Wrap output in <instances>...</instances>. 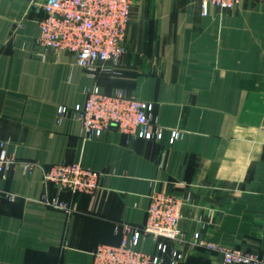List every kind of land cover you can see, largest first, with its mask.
I'll use <instances>...</instances> for the list:
<instances>
[{"label":"crops","instance_id":"crops-1","mask_svg":"<svg viewBox=\"0 0 264 264\" xmlns=\"http://www.w3.org/2000/svg\"><path fill=\"white\" fill-rule=\"evenodd\" d=\"M43 16L33 0H0V139L16 160L1 181L16 199L0 198V264H94L99 244L120 242L115 223L146 224L154 189L182 199L183 237L149 234L140 251L160 254L162 241L165 264L173 250L178 264H223L222 252L191 245L200 239L264 259V0L211 4L206 16L197 0H134L120 74L97 79L72 54L38 57ZM96 84L152 102L162 138L113 127L85 139L73 107ZM173 129L182 134L171 143ZM73 162L99 173L94 193L44 182L45 169Z\"/></svg>","mask_w":264,"mask_h":264},{"label":"built area","instance_id":"built-area-1","mask_svg":"<svg viewBox=\"0 0 264 264\" xmlns=\"http://www.w3.org/2000/svg\"><path fill=\"white\" fill-rule=\"evenodd\" d=\"M201 14L208 15L209 6L222 11L232 10L245 0H197ZM35 5L41 7L44 16L39 20L40 34L37 39V55L46 61L50 56L59 58L64 53L72 54L76 64L88 75L97 79L100 75L120 74L123 56L127 53L126 35L134 0H42ZM154 104L117 88L106 93L96 84L88 91L83 105L73 107L80 121L85 139H97L115 127L130 139L159 140L163 127L152 121ZM67 106H60L58 119L69 114ZM181 130L173 129L170 142L181 137ZM16 163L6 149V141L0 139V198L16 199L14 193L5 191L1 181ZM26 172H32L37 163H21ZM44 182L54 184L59 192L94 193L99 187V173L85 167L81 162L58 163L44 170ZM44 202L50 207L66 213L76 211L74 203L59 198ZM182 199L164 190L154 189L146 224L135 227L128 222L115 223L114 231L120 234L118 244H99L93 252L94 264H165L168 245L159 241L160 254L150 255L138 249L146 235L182 241L180 226ZM196 238L199 234L196 233ZM206 246L222 252L223 264H264L258 253L220 247L216 243L197 240L193 245ZM170 264H178L183 254L178 250L170 253Z\"/></svg>","mask_w":264,"mask_h":264}]
</instances>
